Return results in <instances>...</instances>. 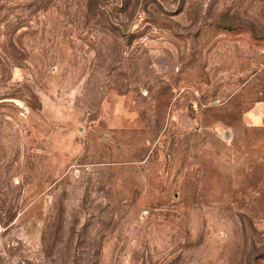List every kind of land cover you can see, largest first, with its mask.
I'll use <instances>...</instances> for the list:
<instances>
[{
  "label": "rangeland",
  "instance_id": "1",
  "mask_svg": "<svg viewBox=\"0 0 264 264\" xmlns=\"http://www.w3.org/2000/svg\"><path fill=\"white\" fill-rule=\"evenodd\" d=\"M0 264H264V0H0Z\"/></svg>",
  "mask_w": 264,
  "mask_h": 264
}]
</instances>
